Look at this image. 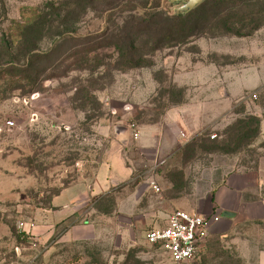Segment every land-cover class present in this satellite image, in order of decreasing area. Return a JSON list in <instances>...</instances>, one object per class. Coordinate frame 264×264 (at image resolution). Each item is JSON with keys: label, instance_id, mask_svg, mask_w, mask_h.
I'll return each instance as SVG.
<instances>
[{"label": "rangeland", "instance_id": "374dc122", "mask_svg": "<svg viewBox=\"0 0 264 264\" xmlns=\"http://www.w3.org/2000/svg\"><path fill=\"white\" fill-rule=\"evenodd\" d=\"M77 2L0 0V55L16 41L15 23L49 3L70 11L78 44L96 47L85 69L54 65L38 92L0 78V264H171L145 233L264 158V1L238 0L225 24L214 8L199 9L187 20L197 30L171 42L162 39L166 23L154 24L135 40V67L105 39L125 36L129 6H142L143 19L171 16L168 0H118L113 10L94 0L84 12ZM50 43L43 38L39 50ZM10 64L0 56V73ZM248 117L259 121L254 137L255 123L241 130ZM123 167L128 181L116 177ZM83 222L90 238L61 240ZM212 243L192 264H245L232 246Z\"/></svg>", "mask_w": 264, "mask_h": 264}, {"label": "trees", "instance_id": "16d2710c", "mask_svg": "<svg viewBox=\"0 0 264 264\" xmlns=\"http://www.w3.org/2000/svg\"><path fill=\"white\" fill-rule=\"evenodd\" d=\"M82 2L84 3L82 5L78 2L72 5L75 8H82L84 12L94 4V0H82ZM238 3V0H207L185 16H170L168 13L159 12L150 15L147 19H143L137 12L142 6L135 5V8L129 6L126 11L128 15L126 22L123 30H121V33L124 32L125 36L121 37L118 33L111 32L105 40L108 42L115 39L118 43L113 46L118 61L122 65L135 67L142 60V56L139 54L140 50L135 49V40L143 35L142 31H151L154 24L155 26H158V24L161 26L166 23V27L162 31V39L171 42L175 37H184L197 30L189 28L187 20L199 9L207 6L214 8L213 18L217 22L222 21L225 24L230 20L227 18L228 12L232 11ZM117 4L118 0H108V6H111L112 10L117 8ZM262 11L263 9L260 7L256 12L261 13ZM69 13L70 11L62 6L49 3L44 9H32L31 17L15 23L16 41L11 40V45L6 50L5 55H0L1 58L9 59L11 66L0 73V78L7 81L8 84L20 85L25 83L30 88L29 92L34 93L38 92L35 86L40 82V77L44 76L46 78V72L51 68H56L54 65L61 63L76 65L75 70L85 69L84 66L90 65L96 57V47L90 46L88 43H77L78 38L73 36L76 32L74 29L76 22L69 19ZM251 14L253 13L251 12ZM259 24H264V16ZM43 38H48L51 43L47 49L40 51L38 42ZM152 44L154 46H151V50L152 48L156 50L157 45H155V42ZM39 65H45V67L40 68ZM247 120V122L242 123L241 130L247 133L252 123H255L256 128L253 133H250L254 137L258 130L259 121L255 117H248Z\"/></svg>", "mask_w": 264, "mask_h": 264}, {"label": "crops", "instance_id": "0c3cea01", "mask_svg": "<svg viewBox=\"0 0 264 264\" xmlns=\"http://www.w3.org/2000/svg\"><path fill=\"white\" fill-rule=\"evenodd\" d=\"M123 169L125 171L121 170L116 177L121 175L124 181L130 180L132 170ZM175 208L206 216L218 215L221 219L213 224L205 246L224 241L237 250L238 259L245 264H264V158L250 168L227 173L205 196L180 203ZM74 213L76 211L68 217ZM91 232V225L83 222L65 231L61 240L80 241L90 238Z\"/></svg>", "mask_w": 264, "mask_h": 264}, {"label": "built area", "instance_id": "2783aa9c", "mask_svg": "<svg viewBox=\"0 0 264 264\" xmlns=\"http://www.w3.org/2000/svg\"><path fill=\"white\" fill-rule=\"evenodd\" d=\"M7 124L13 125L11 122ZM149 187L159 192L155 181H151ZM219 219L218 215L174 210L168 215L165 225L147 231L144 240L150 247L166 254L171 264H192L205 246L209 228Z\"/></svg>", "mask_w": 264, "mask_h": 264}, {"label": "water", "instance_id": "95a60500", "mask_svg": "<svg viewBox=\"0 0 264 264\" xmlns=\"http://www.w3.org/2000/svg\"><path fill=\"white\" fill-rule=\"evenodd\" d=\"M206 1L207 0H168V3L173 7L171 16H185ZM223 217H225V215H223Z\"/></svg>", "mask_w": 264, "mask_h": 264}]
</instances>
